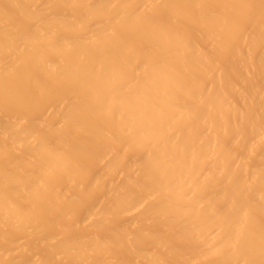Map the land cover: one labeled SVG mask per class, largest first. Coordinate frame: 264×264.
Here are the masks:
<instances>
[{"label": "bare ground", "instance_id": "1", "mask_svg": "<svg viewBox=\"0 0 264 264\" xmlns=\"http://www.w3.org/2000/svg\"><path fill=\"white\" fill-rule=\"evenodd\" d=\"M0 264H264V0H0Z\"/></svg>", "mask_w": 264, "mask_h": 264}]
</instances>
